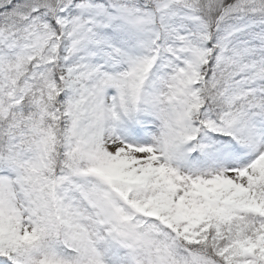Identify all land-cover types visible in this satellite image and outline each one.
<instances>
[{
	"label": "snow or ice",
	"instance_id": "1",
	"mask_svg": "<svg viewBox=\"0 0 264 264\" xmlns=\"http://www.w3.org/2000/svg\"><path fill=\"white\" fill-rule=\"evenodd\" d=\"M0 264H264V0H0Z\"/></svg>",
	"mask_w": 264,
	"mask_h": 264
}]
</instances>
